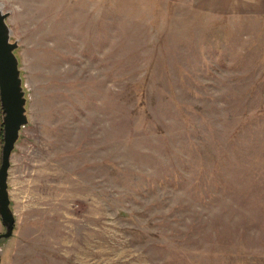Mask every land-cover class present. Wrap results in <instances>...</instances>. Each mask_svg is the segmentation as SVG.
Segmentation results:
<instances>
[{"label": "rangeland", "instance_id": "rangeland-1", "mask_svg": "<svg viewBox=\"0 0 264 264\" xmlns=\"http://www.w3.org/2000/svg\"><path fill=\"white\" fill-rule=\"evenodd\" d=\"M0 4L29 116L0 264H264V14Z\"/></svg>", "mask_w": 264, "mask_h": 264}, {"label": "water", "instance_id": "water-1", "mask_svg": "<svg viewBox=\"0 0 264 264\" xmlns=\"http://www.w3.org/2000/svg\"><path fill=\"white\" fill-rule=\"evenodd\" d=\"M9 12L0 4V221L3 231L0 243L8 240L14 231L15 215L11 207L8 173L11 153L20 138L21 129L29 123L28 96L24 85L19 41L7 22Z\"/></svg>", "mask_w": 264, "mask_h": 264}, {"label": "crops", "instance_id": "crops-1", "mask_svg": "<svg viewBox=\"0 0 264 264\" xmlns=\"http://www.w3.org/2000/svg\"><path fill=\"white\" fill-rule=\"evenodd\" d=\"M231 11L236 14H246L244 17L264 14V0H223V13Z\"/></svg>", "mask_w": 264, "mask_h": 264}, {"label": "trees", "instance_id": "trees-1", "mask_svg": "<svg viewBox=\"0 0 264 264\" xmlns=\"http://www.w3.org/2000/svg\"><path fill=\"white\" fill-rule=\"evenodd\" d=\"M0 137H1V122H0Z\"/></svg>", "mask_w": 264, "mask_h": 264}]
</instances>
